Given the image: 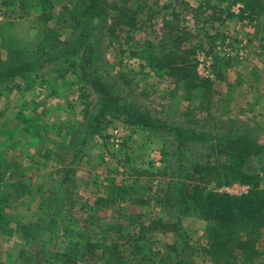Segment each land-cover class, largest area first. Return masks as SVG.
Here are the masks:
<instances>
[{
  "label": "rangeland",
  "instance_id": "1",
  "mask_svg": "<svg viewBox=\"0 0 264 264\" xmlns=\"http://www.w3.org/2000/svg\"><path fill=\"white\" fill-rule=\"evenodd\" d=\"M116 1L137 13L129 41L127 27L112 25L110 16L84 14L87 0H49L48 21L37 7L0 0V71L15 60L33 67L0 81V264H67L58 256L63 251L77 253V264H108L89 244L140 235L141 221L151 227L138 242L149 258L134 255L140 264H183L190 253L193 264H212L202 250L206 224L180 212L176 191L190 182L191 190L200 183L233 195L249 189L200 182L195 168L222 161L227 138L247 136L264 147V10L241 17L248 12L234 0ZM145 41L165 44L156 54L174 44L210 84L188 88L150 70L131 56L147 49ZM94 80L121 103L201 139L178 153L175 133L161 123L127 125L111 109L94 120ZM251 163L264 188V150ZM135 179L134 198L147 196L146 205L131 203L133 193L93 204L109 183ZM259 249L264 261V233Z\"/></svg>",
  "mask_w": 264,
  "mask_h": 264
},
{
  "label": "trees",
  "instance_id": "2",
  "mask_svg": "<svg viewBox=\"0 0 264 264\" xmlns=\"http://www.w3.org/2000/svg\"><path fill=\"white\" fill-rule=\"evenodd\" d=\"M19 1L21 8L37 7L40 11L39 17H42L45 21L50 20L49 12L46 11L50 4L45 6L49 0ZM234 1L242 2V9L248 12V14L241 17L258 14L264 10L260 0ZM3 2L5 5H11L14 0H3ZM186 7L188 8V4H186ZM190 9L192 10V8ZM83 13H90L97 15V17H101V15L110 16L114 21L112 25L126 26L128 28L125 30L128 34L127 41L131 39L129 33L137 29V13L135 14L131 7L120 4L116 0H87ZM141 45H144L147 49L138 50V48H135L131 50V56L141 57L143 61H147L150 70L163 71L175 83L186 82L185 86L188 88L210 84L209 80L203 79L197 74L196 64L190 60H185L178 51L172 50L174 44L170 46V50L160 54H156V52L159 47H165L164 43L155 46L149 41H145ZM32 70L33 67L29 63L15 60L13 64L8 65L4 72L0 71V81L4 78L22 76L24 72ZM65 72L63 70L61 75H64ZM92 83L94 89L100 95L99 113L94 120H99L107 110L111 109L114 114L123 116V121L127 125L157 127L161 123L162 127H166L167 130L175 133L178 153L189 141L201 139L202 136L193 129L169 127L160 122L159 119L151 116L149 112L121 103L120 97L111 93L109 87L104 83L97 80L92 81ZM22 120L26 127L30 126L28 119L22 118ZM263 150L264 147L247 136L227 138L220 152L223 157L222 161L213 159L207 163L197 164L195 168V174L200 182H216L217 187L236 182L249 187L246 193L233 195L224 190L214 191L201 186L200 183L193 186L194 189L191 190V186H189L191 182L176 191L180 212L194 214L206 224V245L202 247V250L205 256L211 259L212 264H264V261L260 260L261 253L259 249V242L264 233V188L259 186V176L251 169V162L254 157ZM136 182L135 179L128 184L109 183L108 193L96 196L93 204L98 206L108 205L112 201L126 200V196L133 193L131 200H129L131 203L146 205L148 203L147 196L142 195L138 197V200L134 198ZM148 189L151 190L152 188L148 187ZM179 222L177 220L172 223V226L177 229L180 226ZM150 227L151 225L148 226L144 221H141L139 224L140 235L137 234L132 238L128 236L123 241L118 237L111 242L105 237L109 241L108 243L105 241L91 243L87 250L92 251V255L95 254V250H98L99 258L106 257L108 264H140L139 261H136L134 255L142 251L143 258L145 260L149 258L138 242L142 240L144 230ZM185 245L187 244H183V246ZM128 247L131 249H127ZM125 252L129 253L130 257L125 258ZM58 256L67 264H77L79 258L77 253L73 254L66 251L59 252ZM191 257L192 254L190 253L187 262L183 264H193Z\"/></svg>",
  "mask_w": 264,
  "mask_h": 264
},
{
  "label": "built area",
  "instance_id": "3",
  "mask_svg": "<svg viewBox=\"0 0 264 264\" xmlns=\"http://www.w3.org/2000/svg\"><path fill=\"white\" fill-rule=\"evenodd\" d=\"M209 75H211V74H207V75H205V76L207 77V76H209Z\"/></svg>",
  "mask_w": 264,
  "mask_h": 264
}]
</instances>
